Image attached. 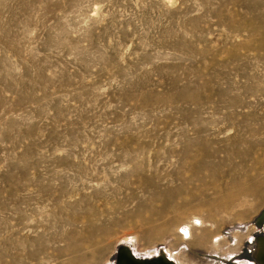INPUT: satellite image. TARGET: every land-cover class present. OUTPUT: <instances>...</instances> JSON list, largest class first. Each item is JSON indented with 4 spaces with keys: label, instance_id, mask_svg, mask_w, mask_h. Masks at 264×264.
<instances>
[{
    "label": "rangeland",
    "instance_id": "374dc122",
    "mask_svg": "<svg viewBox=\"0 0 264 264\" xmlns=\"http://www.w3.org/2000/svg\"><path fill=\"white\" fill-rule=\"evenodd\" d=\"M263 237L264 0H0V264Z\"/></svg>",
    "mask_w": 264,
    "mask_h": 264
},
{
    "label": "bare ground",
    "instance_id": "6f19581e",
    "mask_svg": "<svg viewBox=\"0 0 264 264\" xmlns=\"http://www.w3.org/2000/svg\"><path fill=\"white\" fill-rule=\"evenodd\" d=\"M196 220V219H195ZM194 221V220H193ZM196 222H197V220H196ZM188 225L189 224H186V225H183V227L181 228L182 230H183V232H184V234H187V232H188V229H189V227H188ZM182 232V233H183ZM15 251H16V249H15ZM33 254L32 253H30V256H32ZM133 255L135 256V257H138V254L136 253V252H134L133 253ZM154 255H156V252H153V255H149V256H154ZM255 255H256V257H257V259L259 260V261H262V264H264V262H263V258H264V237L263 238H261L260 240H259V242L257 243V248H256V252H255ZM11 256H12V260H10V264H12V261H20V256H21V253H18V252H16V253H12L11 254ZM132 256V255H131Z\"/></svg>",
    "mask_w": 264,
    "mask_h": 264
},
{
    "label": "crops",
    "instance_id": "0c3cea01",
    "mask_svg": "<svg viewBox=\"0 0 264 264\" xmlns=\"http://www.w3.org/2000/svg\"><path fill=\"white\" fill-rule=\"evenodd\" d=\"M114 264H142V263L136 262L124 254V256L115 259Z\"/></svg>",
    "mask_w": 264,
    "mask_h": 264
},
{
    "label": "flooded vegetation",
    "instance_id": "af4514ba",
    "mask_svg": "<svg viewBox=\"0 0 264 264\" xmlns=\"http://www.w3.org/2000/svg\"><path fill=\"white\" fill-rule=\"evenodd\" d=\"M263 260V262H264V258L262 259ZM161 264H169V262H168V260L167 259H165L164 258V256H162V258H161ZM260 263L262 264V261H260Z\"/></svg>",
    "mask_w": 264,
    "mask_h": 264
},
{
    "label": "built area",
    "instance_id": "2783aa9c",
    "mask_svg": "<svg viewBox=\"0 0 264 264\" xmlns=\"http://www.w3.org/2000/svg\"><path fill=\"white\" fill-rule=\"evenodd\" d=\"M135 261L140 262L141 260L139 258H137Z\"/></svg>",
    "mask_w": 264,
    "mask_h": 264
}]
</instances>
